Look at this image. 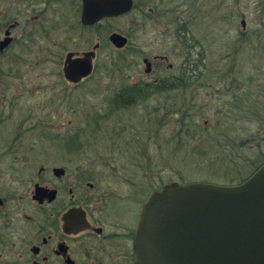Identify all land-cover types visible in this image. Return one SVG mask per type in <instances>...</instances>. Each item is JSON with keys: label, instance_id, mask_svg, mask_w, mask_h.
I'll return each instance as SVG.
<instances>
[{"label": "rangeland", "instance_id": "374dc122", "mask_svg": "<svg viewBox=\"0 0 264 264\" xmlns=\"http://www.w3.org/2000/svg\"><path fill=\"white\" fill-rule=\"evenodd\" d=\"M157 4L151 3V7L157 8ZM159 4L162 15L177 22L155 23L149 7H144L145 23L125 20V32H136L140 42L129 53L137 55L141 63L142 56L168 53L176 73L197 69L196 77L188 73L193 81L187 86V96L195 106L187 120L164 112L174 104L169 97L176 92L169 91L145 95L114 111L111 97L121 95L125 82L136 80L131 79L133 69L118 71L124 63L122 55L115 53L108 63L102 62V69L90 82L78 88L65 83L63 77L56 78L53 85L55 60L44 56L45 80L38 95L45 99L13 105L14 113L19 108L28 116L42 111L38 116L44 129L51 127L50 132L56 133V166L69 167L75 175L74 170L84 173L88 179L113 177L119 191L134 189L149 195L171 181L237 184L264 162V0H161ZM245 17L248 28L244 30L241 22ZM183 24L190 31L185 48L178 33ZM201 46L203 56L197 51ZM237 48L240 50L233 54ZM166 74L164 71L159 77ZM191 119L200 126H194L192 135L183 140L181 124ZM20 122L14 117L15 125ZM30 123L25 122L26 126ZM118 125L124 126L123 133L112 136L111 130ZM80 128L82 132L74 136L78 133L74 130ZM196 139L202 143L195 144ZM45 143L50 141L45 139ZM229 152L242 160L237 166L228 159ZM74 157L77 163L72 161ZM108 161H114L117 168L109 170Z\"/></svg>", "mask_w": 264, "mask_h": 264}, {"label": "flooded vegetation", "instance_id": "af4514ba", "mask_svg": "<svg viewBox=\"0 0 264 264\" xmlns=\"http://www.w3.org/2000/svg\"><path fill=\"white\" fill-rule=\"evenodd\" d=\"M132 1L131 11L104 16L107 0H0V264H139L138 224L151 195H140L134 189L119 191L113 177L96 174L88 179L84 173L74 170L75 175L69 167L56 166V133L50 132L51 127L44 129L38 116L44 113L35 111L28 116L21 108L17 114L13 109L28 100L38 103L36 99H45L38 95L45 80L44 56L55 60V86L56 78L62 77L76 88L90 82L102 69V62L108 63L115 53L122 55L124 63L118 71L134 70L131 79L136 80L125 82L123 89L138 85L150 93L164 85L169 88L165 92H176L169 97L173 102L188 97L187 86L193 80L181 77H188L190 70L176 73L168 53L142 56V63L137 55H130L139 41L136 32H125V20L134 24L144 21V7H149L153 22H177L162 15L161 0ZM154 2L157 8L151 7ZM242 21L247 23L242 26L245 30L247 18ZM189 32L181 25L178 33L183 36L179 39L184 48L189 45ZM113 35L126 38V46L117 47ZM199 48L198 55L203 56L202 46ZM69 56L89 61L90 76L79 83L70 82L65 76ZM82 68L78 64L72 70L76 73ZM164 71L165 79L159 77ZM171 110L179 118L180 110L176 106ZM14 117L21 122L15 125ZM26 121L31 123L26 126ZM119 126L111 130L112 136L123 133L124 126ZM80 132L81 128L74 130V136ZM77 160L72 158L74 163ZM107 167L111 171L117 168L114 161H108Z\"/></svg>", "mask_w": 264, "mask_h": 264}, {"label": "water", "instance_id": "95a60500", "mask_svg": "<svg viewBox=\"0 0 264 264\" xmlns=\"http://www.w3.org/2000/svg\"><path fill=\"white\" fill-rule=\"evenodd\" d=\"M133 5L107 0L103 15L127 13ZM111 39L119 48L127 43L120 35ZM78 64L83 68L75 73ZM91 71L89 61L69 56L70 81ZM136 248L139 264H264V166L237 186L173 183L154 192L141 212Z\"/></svg>", "mask_w": 264, "mask_h": 264}, {"label": "trees", "instance_id": "16d2710c", "mask_svg": "<svg viewBox=\"0 0 264 264\" xmlns=\"http://www.w3.org/2000/svg\"><path fill=\"white\" fill-rule=\"evenodd\" d=\"M190 72H191L190 74H192L191 76H193V75L195 77L197 76L196 70H194V71L190 70ZM189 77H190V75L188 77H186V74H184V76H182L181 78L189 79ZM168 89L169 88L165 87L164 85L156 86L149 93V91H150L149 89L139 87L138 85L134 86V87H132V86L131 87H127L126 89L123 90V92H121V96H122V98H124L122 106H124V107L130 106L131 103L132 102H136L138 100V98H141V97H143L145 95L146 96L147 95H151L153 93L165 92ZM127 97H129V98L127 99ZM178 104H180V106ZM172 106H176L180 110V112H181V115L179 116L180 117V121H183L184 120L183 117H185L186 120L188 119V117H190V115H191V113L193 111V106H195V104H194V102H192L191 96H188V97L183 98L182 100H178V101L174 102V104H172ZM172 106H168V109H167V106H166L165 109H167V110H164V112H166V114L172 112V110H171ZM188 121H189V123L185 122V123L181 124L183 132H184V133H182L183 134L182 135V139L185 136L187 137V136H191L192 135V130H193L194 126L196 128H198V126H200L199 125V121H195L194 119H191V120H188ZM199 142H201V141H199V139H196L195 144L198 145ZM232 149H234L233 146L231 147V150ZM229 153L230 154H229L228 159L231 161V164L234 165V166H237L239 164V161H242V160L237 161L235 152H229Z\"/></svg>", "mask_w": 264, "mask_h": 264}, {"label": "bare ground", "instance_id": "6f19581e", "mask_svg": "<svg viewBox=\"0 0 264 264\" xmlns=\"http://www.w3.org/2000/svg\"><path fill=\"white\" fill-rule=\"evenodd\" d=\"M114 105H115V107H114L115 111H119V110H121V107H124V106H122L123 105V98L121 95H117V96L115 95L114 96Z\"/></svg>", "mask_w": 264, "mask_h": 264}]
</instances>
